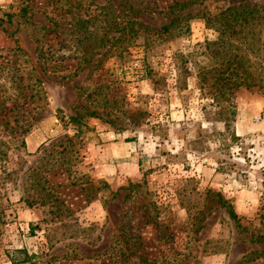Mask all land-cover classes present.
I'll use <instances>...</instances> for the list:
<instances>
[{
	"label": "rangeland",
	"instance_id": "374dc122",
	"mask_svg": "<svg viewBox=\"0 0 264 264\" xmlns=\"http://www.w3.org/2000/svg\"><path fill=\"white\" fill-rule=\"evenodd\" d=\"M171 3L0 0V264H264V0Z\"/></svg>",
	"mask_w": 264,
	"mask_h": 264
},
{
	"label": "trees",
	"instance_id": "16d2710c",
	"mask_svg": "<svg viewBox=\"0 0 264 264\" xmlns=\"http://www.w3.org/2000/svg\"><path fill=\"white\" fill-rule=\"evenodd\" d=\"M194 3H196V0H186V1H184V0L183 1H181V0H172V3L168 6L167 10H170L173 7H179V9H181L185 5L194 4ZM257 7H260V6L253 5L247 11H240L241 10L240 5H238L237 7H233L232 9H234V13L233 14H228L227 16L223 17L224 29H222V31H224L227 28L229 29V27L231 28L232 22H235V20H237L235 18V15L236 16L237 15L241 16V19H243L244 21L247 19L246 18L247 16H250V19L257 20L259 22V20L264 18V16L260 15V10ZM132 12L134 13V11H132ZM186 17L187 16H185L184 18H186ZM184 18H182V19H184ZM230 19H231V21H230ZM132 20H133V18L130 21L133 22ZM176 20L177 19L170 21L169 25L171 23H175ZM168 26H165V27L161 28V31L162 32L167 31ZM156 31H160V30H156ZM72 121L73 122H77V119L75 117H72ZM232 217L235 218V215H233ZM26 260H27L26 257H24V258L20 259V262H16L14 259L10 258L11 264L23 263Z\"/></svg>",
	"mask_w": 264,
	"mask_h": 264
},
{
	"label": "crops",
	"instance_id": "0c3cea01",
	"mask_svg": "<svg viewBox=\"0 0 264 264\" xmlns=\"http://www.w3.org/2000/svg\"><path fill=\"white\" fill-rule=\"evenodd\" d=\"M263 123L262 124H259L258 125V128H262V127L264 128V124ZM254 125L255 124L249 123L248 120H247V118H245V117L243 118L241 115L238 116V118L236 119V122H235V130H236L235 132H236V135L237 136H244L246 134H249V133L253 132L254 130H256V129H254ZM239 194L241 196L243 195L241 192H237V193L234 194V195H236V198H237V199H235L236 205H239L240 201H242V199L239 196ZM251 194H253V193H248V195H249L250 198H252V195Z\"/></svg>",
	"mask_w": 264,
	"mask_h": 264
}]
</instances>
